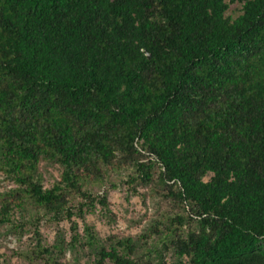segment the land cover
<instances>
[{
    "label": "trees",
    "instance_id": "1",
    "mask_svg": "<svg viewBox=\"0 0 264 264\" xmlns=\"http://www.w3.org/2000/svg\"><path fill=\"white\" fill-rule=\"evenodd\" d=\"M235 1L0 0V173L13 184L0 225L32 228L26 257L77 264L62 241L41 244L47 217L71 222V248L94 247L90 264H264V0H237L232 17ZM113 164L176 211L137 238L94 244L86 225L81 243L72 217L107 210L85 186ZM25 208L38 213L13 224Z\"/></svg>",
    "mask_w": 264,
    "mask_h": 264
},
{
    "label": "rangeland",
    "instance_id": "2",
    "mask_svg": "<svg viewBox=\"0 0 264 264\" xmlns=\"http://www.w3.org/2000/svg\"><path fill=\"white\" fill-rule=\"evenodd\" d=\"M240 4L241 2L237 0L230 3L226 14L235 17L239 12ZM39 171L45 186H49L59 175V167L49 162L41 163ZM131 173L132 169L130 167H118L117 164H113L103 170V181L85 186L94 195H105L107 210L97 202L93 212L84 210L81 217L75 213L72 220L77 225L79 235L86 234L84 229L87 225L96 235L97 240H94V244H97L98 241L104 242L113 238L112 236L137 238L143 233H148L150 226L155 221L176 211L172 202L162 196L161 188L156 183L147 185L127 184L125 180ZM12 185L0 173V193H4ZM75 212L77 211L75 210ZM37 213L38 211H33L31 208H25V210L15 214L12 223H26ZM70 223L66 220L53 222L48 220L47 217H41L39 222L41 244L51 246L57 241H62L61 247L63 250L59 254L64 258L62 261L90 264L91 255L94 253L93 246L81 244L71 248L67 243L73 233L70 230ZM24 229L16 227L13 231L10 228V223L0 225V264H41L40 259L33 256L28 258L25 255L34 250L32 248L36 243V237L32 232V228L24 227ZM152 234L153 232L147 238L149 245H155V241H157V237ZM84 239L83 236L81 243Z\"/></svg>",
    "mask_w": 264,
    "mask_h": 264
}]
</instances>
